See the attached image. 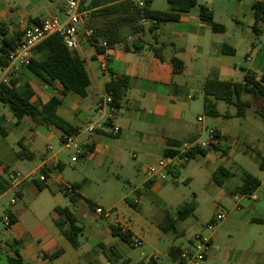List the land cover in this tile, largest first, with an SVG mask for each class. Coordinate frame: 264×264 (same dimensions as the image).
<instances>
[{
  "label": "crops",
  "instance_id": "crops-1",
  "mask_svg": "<svg viewBox=\"0 0 264 264\" xmlns=\"http://www.w3.org/2000/svg\"><path fill=\"white\" fill-rule=\"evenodd\" d=\"M66 1L48 0L47 5L43 6L42 0H0V23L10 33L21 36L25 26L39 24L51 15H61ZM260 1L264 0H230L228 7L221 10L213 5H197L190 12L181 13L178 22L166 23L153 34L146 32L139 37H129L113 48H103L104 52L101 54L108 57L107 71L100 67L101 54H96L93 46L81 42L77 51L85 60L90 77L88 94L84 98L71 94L63 99L58 108V114L78 129L75 137L80 151L75 162L72 159L76 152L62 147L65 139H62L60 131L47 127L34 128L28 121L18 122L8 106L0 104V127L7 134L5 138L0 134V175L4 174L3 168H8L9 172L27 177L0 195L2 200L15 191L14 196L18 197L14 204L10 201L6 203L3 210L11 224L8 227L4 225L0 230V264H9V258H17V254L25 264H54L55 259L43 258V255L62 251L58 258H63L70 252V248L78 252L85 264H93L102 258L108 264H121L124 260H129L131 264V259L126 258L115 246L124 241L114 236L112 221L96 214L98 207L103 208L93 200V195L99 188L98 183L112 179L122 180L132 188L103 209L113 210L114 216L127 226L125 233H131L132 236L130 247H135L133 239H141L142 246L145 245L152 252L151 260L158 262L155 255L159 253V245L149 243L143 236H137L128 225L130 218L126 220L118 215V206L125 203L141 212L142 199L147 197V191L155 192L159 189L157 181L150 180L146 175L145 167L164 158L165 150L169 148L168 140L185 142L193 138L205 139L207 129H214L219 133L221 143L218 150L210 151L205 156H196L179 169L177 177L179 178L182 170L191 161L198 159L199 167L193 170L194 173L202 181L205 172L210 173V178L204 182L201 190L193 191L192 201L185 202L176 209L177 214L178 209L186 203L194 206L193 214L188 219L179 221L176 231L171 232L175 234L174 241L181 240L179 244L173 241L167 256L173 260L170 256L172 249H179L180 254L195 234L204 233L212 241L206 264H264L260 256L264 251V199L257 196V190L253 195L241 196L239 200H235L233 191L242 185L241 175L246 170H229L222 163L223 160L236 157L241 152L240 148L246 144L238 139L236 147L231 148L230 144L223 142L224 138L231 135L234 138L237 134L230 123L236 118H246L252 112L254 118L264 124V117L259 115L264 108V97L255 99L244 95V100L252 102V108L244 117H237V110L233 113L219 110V103L224 102L217 103L220 116L213 118L218 121L208 120L199 114L203 111L207 116L204 112L203 89L208 80L245 84L248 72L256 74L258 78L264 76V39L256 40L250 31L243 29V21L250 16L253 22L248 28L254 31L253 5ZM200 6L207 7L213 13L214 22L223 26L224 32H214L210 23L201 20ZM150 26V23H145L146 30ZM259 30L255 34L264 33V25H260ZM153 35L157 36V41L153 40ZM223 45L234 49L235 54H222ZM154 48L159 49L162 59L156 57ZM239 52L246 53V64L236 61ZM41 58L40 54L33 53V59ZM172 58L182 61L184 67L181 71L175 72ZM91 61L98 62L97 67H93ZM122 78L127 79L129 84L120 101L119 112L111 115L108 107L100 110L97 104L107 94L106 85L112 80ZM12 79L19 80V91L30 86L34 92V103H47L54 95V88L45 85L40 78L23 74L21 70ZM195 85L201 91V98L197 99L195 95L198 93L193 89ZM60 88L59 84L55 85V89ZM256 101L261 102L258 110L255 109ZM195 115L197 124L194 123ZM93 124L96 125V130L90 133L88 128ZM112 128L119 129L118 135L112 134ZM243 136L252 140L247 132H243ZM262 139L264 141V136ZM256 140L260 141L259 138ZM19 143H23L33 155L31 161L21 160L17 156L21 150ZM224 151H227L226 154H223ZM245 154L246 152H242V155ZM258 155L260 168L264 156L261 157L260 152ZM220 166H224L231 173L221 186L213 178ZM44 168L49 169L48 177L42 174ZM41 176L44 181H40ZM170 177L173 178L171 175ZM192 179L194 177L187 180L189 184H193ZM33 181L45 183L46 188L38 191ZM150 181L153 184L147 187ZM74 186L77 187L76 190L73 189ZM26 188L35 195L49 190L54 198L58 194L67 198L70 207H63L71 209L83 228L79 248H74L56 225L58 216L55 209L62 206L54 205L49 210L47 215L52 225L43 221L39 208H33L29 199L26 200L28 207L24 210H13L25 199ZM74 195L77 201L72 205L69 197ZM246 198L250 201L244 204ZM135 200H138L137 203ZM72 207L75 212L79 210V213L84 214L82 219L74 213ZM147 210L150 224L162 232L159 225L167 212L160 213L149 206ZM218 212L224 213L226 217L216 223L215 214ZM83 219L86 221L82 222ZM211 223L215 224L212 232L206 230V226ZM161 242L162 238L158 240L159 244ZM60 246L63 249H59ZM111 249L121 253L122 258L115 260L116 257H112L110 253ZM146 257L142 253L138 262L150 261ZM175 263L180 264L179 261Z\"/></svg>",
  "mask_w": 264,
  "mask_h": 264
},
{
  "label": "trees",
  "instance_id": "trees-1",
  "mask_svg": "<svg viewBox=\"0 0 264 264\" xmlns=\"http://www.w3.org/2000/svg\"><path fill=\"white\" fill-rule=\"evenodd\" d=\"M88 0H80V10L82 12H90L92 21L95 18H103L102 22L93 23L92 21L85 26L86 29L93 31L92 42L96 54H101L104 49L98 46L99 42L104 40L108 48H113L124 43L129 37H139L146 32L153 34L160 26L169 22H178L181 13H188L198 5V0H167L171 5L172 11L162 12L152 10L151 5L154 0H142L143 7H140L137 0H91L86 7ZM255 23L253 26L254 32L258 33L259 26L264 25V1L256 2L253 5ZM200 18L204 22L212 25V30L216 33L224 32L225 28L214 22L213 13L205 6L199 7ZM145 23H150L151 26L146 30ZM22 36V35H21ZM20 35H14L9 32L7 27L0 23V65H7L10 52L15 49ZM82 43L89 44L84 31L80 33ZM153 40L157 41V36L153 35ZM34 52L40 54L42 58L32 59L31 62L21 69L23 74L31 75L40 78L45 85L54 88V95L48 103H34V92L27 86L24 91L18 90V79H12L10 85L0 86V104L8 106L14 118L18 121H28L34 128L47 127L54 128L61 132L62 139L69 136H76L78 129L74 128L70 123L65 121L59 114L58 108L62 105L63 99L74 94L80 97H86L91 81L86 69V62L77 50L68 49L59 35H52L39 44ZM156 57L161 58L159 49L154 48ZM222 54L234 55L235 50L223 45L221 48ZM171 63L174 66L175 72L181 71L184 67L182 61L177 58H172ZM59 84L60 89H55V85ZM128 80L125 78L112 80L106 85L107 93H112L114 104L119 108L120 101L124 95V91L128 87ZM204 112L209 117L220 116L217 110V103L224 102L228 106H234L237 110V117H244L249 109L252 108V102L244 100V95H249L255 99L264 97V76L257 77L256 74L248 72L245 77V84H237L231 82H223L218 80H208L205 83L204 89ZM264 117V108L259 114ZM0 134L7 137L6 131L0 127ZM218 136L219 133L217 132ZM196 139H190L185 142H193ZM184 142L168 140V149L165 150L164 158L173 157L177 154V150ZM20 151L17 156L21 160L31 161L33 155L29 153L23 143H19ZM218 150V147H213L208 150H199L190 154V160L196 156H205L210 151ZM224 151L223 154H226ZM181 167H174L170 173L174 179H177V174ZM261 170L264 171V157L260 164ZM4 174L0 175V195L5 194L12 188V183L8 180L7 174L10 173L8 168H3ZM15 173V172H13ZM49 169H42V174L48 177ZM231 176L229 170L224 166H220L213 175L214 181L219 185H223L224 181ZM242 185L233 191L235 196L253 195L261 186V181L244 171L241 175ZM38 188V191H43L46 188L45 183L33 181ZM153 181H150L146 186L150 187ZM73 189H77L76 186ZM70 203L75 205L77 197L70 196ZM135 204V203H134ZM55 212L58 216L56 225L68 239L74 248L80 247V237L83 234V228L78 224L75 215L69 207H57ZM194 212V206L191 203H186L177 211L176 217H172L167 213L159 229L165 233L176 231V225L179 221L188 219ZM13 222V221H12ZM115 237H119L128 245L131 243V233H122L120 229L113 230ZM179 249H172L170 256L174 261H179ZM110 253L116 257L115 260L122 258L121 253L115 249H111ZM62 251L55 254H44L43 258L50 260L58 258ZM9 264H25L22 257L17 254V258H9ZM121 264H130L129 260H124ZM136 264H159L155 260L148 262L141 261Z\"/></svg>",
  "mask_w": 264,
  "mask_h": 264
},
{
  "label": "rangeland",
  "instance_id": "rangeland-1",
  "mask_svg": "<svg viewBox=\"0 0 264 264\" xmlns=\"http://www.w3.org/2000/svg\"><path fill=\"white\" fill-rule=\"evenodd\" d=\"M48 0H42L43 6L47 5ZM230 0H198V6L199 5H205V6H216L217 10H221L224 7H228ZM151 7L154 10L157 11H172L171 5L167 2V0H154ZM91 13L88 16V19L85 20L84 27L88 25L92 20ZM103 18H95L92 22L93 23H99L102 22ZM253 18L246 17V20L243 21V29L245 31H250L252 33L253 38L256 40L264 39V33H261V35L255 34V32L251 30V28H248L250 24H252ZM235 25V22H234ZM236 61L241 64H246V53L245 52H239L236 56ZM93 67H97L98 62H90ZM193 89L198 91L195 95L198 98H201V91L197 85L193 86ZM257 102V103H256ZM255 102V109L258 110L260 108V101ZM48 103V102H47ZM219 110L222 112L229 110L230 112H235L236 109L234 107H229L224 103H219ZM199 114L202 115V117H205L206 119L210 120H216L218 119L213 117H208L203 114V111H201ZM194 123L197 124L196 121V115L193 117ZM233 127V130L237 133L236 138L231 135L229 138H224L223 142L227 145L230 144L231 148L236 147V141L238 139L243 140L246 144L243 145L240 148V153L236 155V157L227 160H223V164L230 170L231 168H238L239 170H246L253 175H255L260 181L261 186L257 191V196L261 199H264V171L259 168V155L258 152H260V156H264V141L262 137L264 136V124L260 122L259 119L254 118L252 112L246 117V118H236V120L232 121L230 123ZM243 132H247L249 136L252 138L246 139L243 136ZM256 138H259L260 141L258 142ZM58 142V141H57ZM242 152H246L245 155H242ZM213 156H216L215 153H212ZM218 157V156H216ZM219 159V158H218ZM198 159L191 161L188 164V167L184 168L181 172V175L178 179H174L172 177L167 178L166 181L163 182H157L159 185V189L155 192H149L147 191V197L142 199V207L141 212H138L134 208H132L128 204H122L121 206H118V215L128 220L130 218V222H128V225L132 227L134 232L139 237H144L146 240L151 244H157L159 247H157L158 254L155 256L158 258V262L160 264H176L175 261L171 260L167 256V251L169 250L171 244H173V239L175 234H163L158 230V228L152 226L150 224V214L147 210V207H152L153 209L158 210L160 213L162 211H166L168 214H170L172 217H176V209L182 205L185 202L192 201L193 200V191L194 190H201V186H203L204 182H206L210 177V173L205 172V177L203 178L204 181L198 179L197 175L194 173L193 170L198 169L197 165ZM208 176V177H207ZM194 177L193 184L188 183V179ZM99 188L95 191V194L93 195L94 203L100 204L103 206V208L116 200L118 196H123V192H129L132 187H130L126 182L122 180H116L112 179L109 181H101L98 183ZM134 186V184L132 185ZM15 191L10 192L5 198L0 200V230L4 227L3 220L6 218L3 213V210L6 208L5 204L10 201V199L14 196ZM98 194V195H96ZM25 199L21 201L13 210L16 211H22L28 205L26 204V200L31 201V205L33 208H39V212L41 213V218L43 221H45L48 224H51L49 218H48V212L51 210L52 206L59 205V206H69L70 204L67 201V198L63 196V194H58L57 198H54L52 194L49 192H44L43 194L35 195L30 189L26 188L24 192ZM241 198V196H239ZM250 200L246 198L244 201L245 203H248ZM86 209L89 208L87 205H85ZM79 209V208H78ZM72 210L74 213H77V215L82 219L84 214L79 213L81 211L78 210V212H75V208L72 207ZM117 212V211H116ZM90 213V212H89ZM82 222H85L86 220H81ZM103 225L104 222H100ZM52 225V224H51ZM13 229V228H12ZM194 229H191L193 231ZM14 231V230H13ZM162 238L161 244L158 243V240ZM181 240V239H180ZM179 239H177L175 244H179ZM67 245V244H66ZM116 248H118L126 258L131 259V264H135L139 261L141 258V254H145L147 257V260H151L152 252L149 250L145 245L142 247H130L124 242H119V244L115 245ZM59 249H63L62 246L58 247ZM70 252H68L63 258H58L53 261L54 264H85V260L82 257L78 256V252L74 250L73 248H70ZM162 254V255H160ZM165 255V256H164ZM154 256V255H153ZM262 263H264V251L261 253ZM103 258L99 261L93 262V264H108L106 260L103 262Z\"/></svg>",
  "mask_w": 264,
  "mask_h": 264
},
{
  "label": "built area",
  "instance_id": "built-area-1",
  "mask_svg": "<svg viewBox=\"0 0 264 264\" xmlns=\"http://www.w3.org/2000/svg\"><path fill=\"white\" fill-rule=\"evenodd\" d=\"M137 2L140 7L144 6L142 0H137ZM89 14L90 12H82L80 10V0H67L66 6L61 15H51L40 21L39 24L33 23L30 26H25L22 30V36L18 41L17 46L9 54L8 64L0 65V86L10 85L14 75L31 62L35 48L52 35H59L68 49L77 50L81 46L80 33L83 30L86 38L90 40L89 45H95L91 40L93 31L84 27L85 20L88 19ZM98 46L108 48V45L104 40L100 41ZM100 58L101 69L107 71L108 57L101 54ZM97 106L100 110L108 107L111 115H116L119 112V108L114 104L112 93H107L106 96L98 102ZM95 130V124L88 128L90 133ZM118 133V128H112L113 135H118ZM205 134V139L184 142L181 147L177 149V154L173 157L162 158L158 162L146 166L144 170L148 178L157 182L166 181L171 175V169L174 167H182L190 161V154L199 150H208L220 145V136H218L214 129H207ZM62 147L66 150H75L76 154L72 161H77L80 145L75 136L65 138L62 142ZM7 178L12 183V186L27 179V177L13 172L8 173ZM40 181H44L43 176L40 177ZM17 199V196L12 197L10 203L14 204ZM235 200H239V197L235 196ZM137 201L138 200H135V203H137ZM96 214L100 215L105 220H111L115 229H120L122 233L127 232V226L122 223L119 218L114 216L113 210L98 207L96 209ZM225 217L226 215L224 213L218 212L215 214V222H220L224 220ZM3 223L6 227L11 224L8 217L3 220ZM214 228V223L206 226V230L210 232H212ZM133 245L135 247L142 246L141 239H133ZM211 249V237L204 233H197L192 237L188 246L181 251V263L206 264L208 253Z\"/></svg>",
  "mask_w": 264,
  "mask_h": 264
},
{
  "label": "water",
  "instance_id": "water-1",
  "mask_svg": "<svg viewBox=\"0 0 264 264\" xmlns=\"http://www.w3.org/2000/svg\"><path fill=\"white\" fill-rule=\"evenodd\" d=\"M91 2V0H88L85 4V6L87 7L89 5V3Z\"/></svg>",
  "mask_w": 264,
  "mask_h": 264
}]
</instances>
